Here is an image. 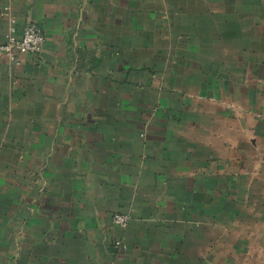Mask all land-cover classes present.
I'll return each mask as SVG.
<instances>
[{
  "label": "crops",
  "instance_id": "0c3cea01",
  "mask_svg": "<svg viewBox=\"0 0 264 264\" xmlns=\"http://www.w3.org/2000/svg\"><path fill=\"white\" fill-rule=\"evenodd\" d=\"M29 23L0 264H264V0H0V41Z\"/></svg>",
  "mask_w": 264,
  "mask_h": 264
},
{
  "label": "built area",
  "instance_id": "2783aa9c",
  "mask_svg": "<svg viewBox=\"0 0 264 264\" xmlns=\"http://www.w3.org/2000/svg\"><path fill=\"white\" fill-rule=\"evenodd\" d=\"M4 9L6 11L7 7ZM44 43V32L37 23L25 25L20 34L11 26L4 40L0 41V55L15 61L19 54H39L43 49ZM111 218L115 225L124 228L130 220V215L123 212H114ZM119 244L120 242L116 241L114 246Z\"/></svg>",
  "mask_w": 264,
  "mask_h": 264
}]
</instances>
